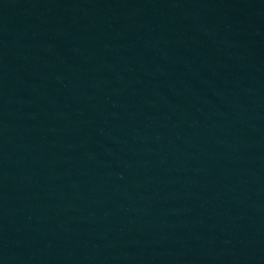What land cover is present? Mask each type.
I'll use <instances>...</instances> for the list:
<instances>
[{
	"label": "water",
	"instance_id": "1",
	"mask_svg": "<svg viewBox=\"0 0 264 264\" xmlns=\"http://www.w3.org/2000/svg\"><path fill=\"white\" fill-rule=\"evenodd\" d=\"M0 264H264V0H0Z\"/></svg>",
	"mask_w": 264,
	"mask_h": 264
}]
</instances>
